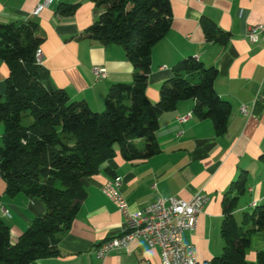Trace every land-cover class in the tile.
Here are the masks:
<instances>
[{
  "label": "crops",
  "instance_id": "crops-1",
  "mask_svg": "<svg viewBox=\"0 0 264 264\" xmlns=\"http://www.w3.org/2000/svg\"><path fill=\"white\" fill-rule=\"evenodd\" d=\"M170 2L172 27L153 48L147 95L156 104L172 69L184 59L195 58L206 68L218 71L215 89L232 107L228 132L219 137L211 120L198 118L195 100L182 101L176 110L163 113L156 133L160 152L149 159L127 161L118 149L100 173L85 178L87 197L58 244L59 256L33 264H162L160 249H150L142 239L102 259L97 257L101 244L125 230L123 214L103 192L114 176L123 178L122 194L138 216L161 197L190 201L199 193L205 194L208 202L198 227L185 234L202 264H211L224 251V202L237 196L234 184L241 176L247 178L246 191L233 211L239 224L246 213L256 210L250 205L264 196V41L253 45L246 38L249 28L264 26V0ZM41 6L44 8L35 14ZM69 6H76L72 14L59 13L61 7ZM99 16L91 0H0V25L38 22L43 37V66L52 82L71 100L85 101L95 112L106 109L111 86L133 82V66L121 46L83 37ZM203 18L228 34V40L207 43ZM97 67L107 70L106 79L95 77L93 70ZM9 75V66L0 59L2 95ZM243 106L246 114L241 111ZM186 116H190L188 121L178 122L179 117ZM2 135L0 126V139ZM137 144L142 149L144 142ZM44 212V205L36 199L24 194L8 196L0 177V218L9 226L11 239L18 241ZM252 227V223L247 226ZM260 251H264V231L253 234L247 261L255 263Z\"/></svg>",
  "mask_w": 264,
  "mask_h": 264
},
{
  "label": "trees",
  "instance_id": "trees-1",
  "mask_svg": "<svg viewBox=\"0 0 264 264\" xmlns=\"http://www.w3.org/2000/svg\"><path fill=\"white\" fill-rule=\"evenodd\" d=\"M91 1L100 16L83 37L121 46L133 66V82L111 86L103 112L93 111L85 101L71 100L36 63L43 42L38 22L0 25V59L10 69L4 95L0 91V177L8 196L24 194L45 207L16 244L0 218V264H33L59 256L58 244L87 197L83 180L100 173L118 149L127 161L156 156L160 117L176 110L180 102L195 100L198 118L211 120L219 137L228 132L232 107L215 89L218 71L195 58L184 59L172 69L156 104L147 95L153 48L172 27L170 0ZM75 8L61 7L59 13L70 15ZM201 25L207 43L228 40V34L209 19L203 18ZM26 114L33 120L29 126L22 124ZM137 141L144 142L142 149ZM246 182V176H241L234 184L237 196L225 199L224 251L211 264H264V251L255 263L247 261L253 234L264 231V206L246 213L242 224L233 216ZM249 223L252 228H247Z\"/></svg>",
  "mask_w": 264,
  "mask_h": 264
},
{
  "label": "built area",
  "instance_id": "built-area-1",
  "mask_svg": "<svg viewBox=\"0 0 264 264\" xmlns=\"http://www.w3.org/2000/svg\"><path fill=\"white\" fill-rule=\"evenodd\" d=\"M50 1V0H46ZM44 6H41L35 14H38ZM247 40L253 44L264 41V26L258 25L249 28L246 34ZM36 63L43 66V50L41 56L35 57ZM93 73L98 80L106 79L108 72L105 68H94ZM241 111L247 113L245 106ZM190 116L179 117V123H185ZM123 178L117 176L108 181L103 187V192L117 206L125 218L124 232L101 244L97 250V257L102 259L109 252L127 248L134 240L142 239L150 249L159 248L162 264H202L197 258L195 248L186 242L185 234L195 231L200 217L208 202L205 194L199 193L190 201L176 197L158 198L145 210L144 215H135L128 201L122 194ZM264 204V196L254 201L250 209L255 205ZM6 215L8 210L4 211ZM18 241L11 239V243Z\"/></svg>",
  "mask_w": 264,
  "mask_h": 264
},
{
  "label": "rangeland",
  "instance_id": "rangeland-1",
  "mask_svg": "<svg viewBox=\"0 0 264 264\" xmlns=\"http://www.w3.org/2000/svg\"><path fill=\"white\" fill-rule=\"evenodd\" d=\"M103 112V111H102ZM33 122L32 117L29 114H26L22 119V124L25 126L31 125ZM1 141V139H0Z\"/></svg>",
  "mask_w": 264,
  "mask_h": 264
},
{
  "label": "bare ground",
  "instance_id": "bare-ground-1",
  "mask_svg": "<svg viewBox=\"0 0 264 264\" xmlns=\"http://www.w3.org/2000/svg\"><path fill=\"white\" fill-rule=\"evenodd\" d=\"M41 56V49H38L37 52H36V55L35 57H40ZM264 206V204H261ZM261 205H255L254 207H252L251 209H256L258 207H260Z\"/></svg>",
  "mask_w": 264,
  "mask_h": 264
}]
</instances>
